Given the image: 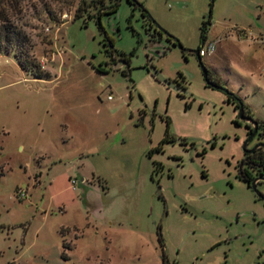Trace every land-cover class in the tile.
I'll use <instances>...</instances> for the list:
<instances>
[{
	"label": "rangeland",
	"instance_id": "374dc122",
	"mask_svg": "<svg viewBox=\"0 0 264 264\" xmlns=\"http://www.w3.org/2000/svg\"><path fill=\"white\" fill-rule=\"evenodd\" d=\"M80 1H13L25 50L50 76L0 53V264H264V201L237 178L247 124L184 51L200 47L264 122V0H135L179 44L152 59L140 8L120 0L101 28L75 18ZM105 35L134 52L127 76L120 62L98 71ZM166 119L183 143L149 158ZM257 144L264 133L247 149Z\"/></svg>",
	"mask_w": 264,
	"mask_h": 264
},
{
	"label": "trees",
	"instance_id": "16d2710c",
	"mask_svg": "<svg viewBox=\"0 0 264 264\" xmlns=\"http://www.w3.org/2000/svg\"><path fill=\"white\" fill-rule=\"evenodd\" d=\"M13 1H15L16 3L18 2V4L21 2V0H0V53L6 51L12 52L21 68L31 73L34 78H48L50 75L47 72L41 71L40 65L36 64L28 56L27 50H25V46L28 44L29 38L28 35L17 24V21L20 19L17 18V15L21 13V10H17L18 7L14 5ZM212 3L213 0L211 2V5ZM128 4L134 9L135 7H137L136 4L129 2ZM119 6V0H81L74 16L76 19L84 18L85 24L86 20H92L93 18H96V23L101 27V18L103 16L114 14L119 9ZM91 9H97L96 16L88 13V10ZM44 10L45 12L52 14L48 6H45ZM10 11L14 13L13 16L8 14V12ZM141 11V16L143 18L142 26L144 27L145 31L150 32L153 29L155 30L152 22H150V20L146 16V12L143 9ZM130 22L131 19H128L127 23L129 28ZM202 40H205V34L202 35ZM174 41L175 43H178L176 40ZM102 43V45L105 47L104 52L106 53V57L109 59V61L101 62L98 71L107 73L108 71L113 70L112 66H114L116 61L121 60L128 65L126 71H121L122 75L127 76L130 71L128 57L133 56L134 52H131L128 56L123 53H118L113 47V41L107 35H105ZM209 75L211 78L210 80L213 84L221 86L220 79L218 77L214 76V74L210 71ZM225 96L226 102L228 104H232L235 111H237L239 109V105L242 104L245 115L254 119V115L250 108L246 104H243V102L235 94L228 91L227 93H225ZM180 97L183 98V96ZM254 120L258 122V130H261L264 133V122L259 121L258 119ZM165 124L166 129L164 137L156 147L151 148L148 151L149 158H151L154 153L161 152L162 146L164 144L174 142V139L170 134V120L166 119ZM246 128L248 129L246 135L250 136L252 134V129L249 126H246ZM159 167L160 165L155 164V169L160 170ZM258 176L264 177V152L261 150L245 156V158L237 164V178L239 181L245 183L247 187L250 188L251 183ZM162 262L163 264H169L165 256L162 257Z\"/></svg>",
	"mask_w": 264,
	"mask_h": 264
},
{
	"label": "water",
	"instance_id": "95a60500",
	"mask_svg": "<svg viewBox=\"0 0 264 264\" xmlns=\"http://www.w3.org/2000/svg\"><path fill=\"white\" fill-rule=\"evenodd\" d=\"M129 3H133V4H136L138 8H140V10H142L143 8L135 1V0H128ZM120 2V0H119ZM119 10V9H118ZM118 10L112 14V15H109L108 17H112V16H115L117 13H118ZM155 28V27H154ZM155 30L159 31V32H163L161 29H159L158 27L155 28ZM169 38H172L171 36L168 35ZM173 39V38H172ZM185 52H188V53H193L195 54L196 56H198V61L201 65V70H202V75H203V79L205 81V84L206 86H209L210 88L212 89H217V90H221L223 91L224 93H227L228 91L226 89H223L221 86H217L215 84H213L211 81L208 80L207 78V70L206 68L201 64V60H200V57H199V52L197 50H184ZM121 64H124L126 65V67L128 68V65L126 63H121ZM148 71L149 73L161 84H163L164 86H166L167 88H171L173 90H178V88H176L174 85H172L171 82H169L167 79H165L161 73L159 71H157L155 68L153 67H149L148 68ZM129 74V73H128ZM238 118L242 121H244L248 126H250L252 128V134L246 139V141L244 142L243 144V152L244 153H252L254 150H257L259 148H262L264 150V144H257L252 150H248L247 149V145L248 143L252 140V138L254 137V135L257 133L258 131V122L256 120H254L253 118L251 117H247L244 113V109H243V105L240 104L239 105V109H238ZM176 141L178 143H181L183 141V139H179L177 138ZM261 181V182H264V178H256L252 184H251V189L254 190L256 196L258 199L264 201V197L262 196V194H260L258 192V190L256 189V184Z\"/></svg>",
	"mask_w": 264,
	"mask_h": 264
},
{
	"label": "flooded vegetation",
	"instance_id": "af4514ba",
	"mask_svg": "<svg viewBox=\"0 0 264 264\" xmlns=\"http://www.w3.org/2000/svg\"><path fill=\"white\" fill-rule=\"evenodd\" d=\"M126 1H128V0H126ZM129 2V1H128ZM134 9V8H133ZM148 35H149V37H150V39H149V42H150V46H151V49H150V53H149V59H152V57H153V55H156V56H158V57H161V56H163L167 51H169L172 47L174 48V47H176V46H178L179 44L178 43H175V41L172 39V38H169L168 37V35L166 36V37H164L163 36V32H159V31H157V30H151L150 32H146ZM163 40H165V42L167 43V45L166 46H164V45H162L161 43L163 42ZM197 51L199 52V55H200V47L199 48H197ZM191 54H193V53H191ZM195 55V54H194ZM197 59H198V56H197ZM118 62H120V63H124L123 61H121V60H118V61H116V63H118ZM114 64V66L115 65H117V64ZM146 70H147V72L149 73V71H148V68H146ZM207 70V78H208V80L209 81H211L210 79V75H209V71L210 70H208V69H206ZM211 72V71H210ZM150 74V73H149ZM151 75V74H150ZM151 77L157 82V83H159L152 75H151ZM180 77V79H183V77H182V75H180L179 76ZM212 82V81H211ZM177 84V88L179 89V90H184V89H182L180 86H179V84L178 83H176ZM209 87V86H208ZM169 89V88H168ZM181 96V95H180ZM179 96V97H180ZM248 126V125H247ZM250 127V126H249ZM251 128V127H250ZM252 129V128H251ZM246 131H248V129L246 128ZM261 130H258L257 131V133L254 135V137L253 138H255L257 135L258 136H261V134H263V132L261 131V133H259ZM247 133V132H246ZM249 136H247L246 135V139L248 138ZM253 138H252V140H253ZM251 140V141H252ZM250 141V142H251ZM174 142H177L176 140H174ZM173 142V143H174ZM183 143V141L181 142V143H179V144H182ZM249 150V149H248ZM252 150V149H251ZM258 150H261V151H263L264 152V150L262 149V148H259V149H257V150H254L252 153H254V152H256V151H258ZM252 153H249V152H247V153H244V156H243V158L242 159H244L245 158V156H247V155H249V154H252ZM241 159V160H242ZM240 163V162H239ZM256 178H264V177H261V176H258V177H256ZM255 178V179H256ZM254 179V180H255ZM261 183V181H259L257 184H256V187H257V185H259ZM252 184V183H251ZM249 188V187H248ZM250 189H251V185H250ZM181 209L182 210H184V211H186V209L184 208V207H181Z\"/></svg>",
	"mask_w": 264,
	"mask_h": 264
},
{
	"label": "built area",
	"instance_id": "2783aa9c",
	"mask_svg": "<svg viewBox=\"0 0 264 264\" xmlns=\"http://www.w3.org/2000/svg\"><path fill=\"white\" fill-rule=\"evenodd\" d=\"M213 48H214L213 45L210 44V45H209V48H208V52L212 51ZM108 99H110V98H108ZM19 192H20V191H19Z\"/></svg>",
	"mask_w": 264,
	"mask_h": 264
},
{
	"label": "crops",
	"instance_id": "0c3cea01",
	"mask_svg": "<svg viewBox=\"0 0 264 264\" xmlns=\"http://www.w3.org/2000/svg\"><path fill=\"white\" fill-rule=\"evenodd\" d=\"M232 105V104H231ZM249 108H250V106L248 105V104H246ZM233 106V105H232ZM234 107V106H233ZM250 110L252 111V109L250 108ZM235 111V110H234ZM236 112V111H235ZM253 113V112H252Z\"/></svg>",
	"mask_w": 264,
	"mask_h": 264
}]
</instances>
